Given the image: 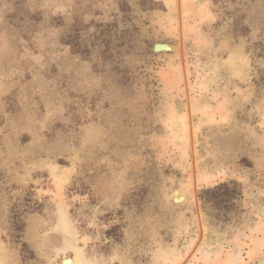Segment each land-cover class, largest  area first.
<instances>
[{"label": "rangeland", "instance_id": "374dc122", "mask_svg": "<svg viewBox=\"0 0 264 264\" xmlns=\"http://www.w3.org/2000/svg\"><path fill=\"white\" fill-rule=\"evenodd\" d=\"M68 256L264 264V0H0V264Z\"/></svg>", "mask_w": 264, "mask_h": 264}, {"label": "bare ground", "instance_id": "6f19581e", "mask_svg": "<svg viewBox=\"0 0 264 264\" xmlns=\"http://www.w3.org/2000/svg\"><path fill=\"white\" fill-rule=\"evenodd\" d=\"M160 43L165 44V45L157 46V50L158 51L159 50H170L171 49L172 45L170 46L169 43H163V42H160ZM175 107H176V103H175ZM56 179H57L58 182L61 181L60 178H58V177ZM171 198L173 199L174 203H180V202H183L186 199V194L180 188L173 189L172 190V194H171ZM216 238H217L216 237V231L213 230V234L211 235V239H215L216 240ZM61 264H80V263L74 257L68 256V257L62 258Z\"/></svg>", "mask_w": 264, "mask_h": 264}, {"label": "water", "instance_id": "95a60500", "mask_svg": "<svg viewBox=\"0 0 264 264\" xmlns=\"http://www.w3.org/2000/svg\"><path fill=\"white\" fill-rule=\"evenodd\" d=\"M159 45H165V44H162V43H160V42H156V43H154V45H153V50L154 51H156V52H158V50H157V46H159ZM65 260V259H64ZM63 260V261H64Z\"/></svg>", "mask_w": 264, "mask_h": 264}, {"label": "trees", "instance_id": "16d2710c", "mask_svg": "<svg viewBox=\"0 0 264 264\" xmlns=\"http://www.w3.org/2000/svg\"><path fill=\"white\" fill-rule=\"evenodd\" d=\"M224 186H226V185H224ZM218 189H219V187H218Z\"/></svg>", "mask_w": 264, "mask_h": 264}]
</instances>
